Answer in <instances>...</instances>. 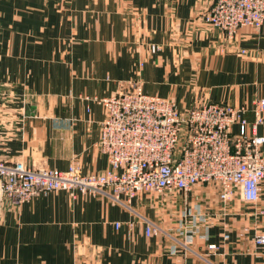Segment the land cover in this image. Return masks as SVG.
Wrapping results in <instances>:
<instances>
[{
	"label": "crops",
	"instance_id": "0c3cea01",
	"mask_svg": "<svg viewBox=\"0 0 264 264\" xmlns=\"http://www.w3.org/2000/svg\"><path fill=\"white\" fill-rule=\"evenodd\" d=\"M214 2L0 0V96L16 95L14 104L0 101V161L103 173L97 142L106 113L93 98L133 79L183 112L224 103L245 107L252 122L253 101L264 99V24L227 41L205 22ZM212 191L146 194L129 208L66 191L5 200L0 264H264V246L254 244L264 234V185L253 204L221 202ZM196 204L209 205L210 218L194 230L184 211Z\"/></svg>",
	"mask_w": 264,
	"mask_h": 264
},
{
	"label": "built area",
	"instance_id": "2783aa9c",
	"mask_svg": "<svg viewBox=\"0 0 264 264\" xmlns=\"http://www.w3.org/2000/svg\"><path fill=\"white\" fill-rule=\"evenodd\" d=\"M205 22L233 42L240 28L262 27L264 0H215ZM158 50L150 46L151 53ZM93 99L106 113L97 147L109 168L82 174L76 164L58 171L0 161V204L66 191L72 197H107L129 208L142 195L188 194L199 186L212 189L221 202L235 197L248 204L258 201L264 185V135L259 134L264 99L253 101L252 122L244 117L245 107L224 103L203 101L183 112L172 100L146 94L139 79ZM209 211V205L196 204L184 216H191L195 230L207 224ZM146 223V236L154 235L156 229ZM254 244L264 246V234Z\"/></svg>",
	"mask_w": 264,
	"mask_h": 264
},
{
	"label": "rangeland",
	"instance_id": "374dc122",
	"mask_svg": "<svg viewBox=\"0 0 264 264\" xmlns=\"http://www.w3.org/2000/svg\"><path fill=\"white\" fill-rule=\"evenodd\" d=\"M133 80H136V79H133ZM4 94V93H3ZM6 96H0V101L3 103V104H8V105H11V104H14V98H12V96H16L14 95V92L12 90H7V94H5ZM211 190V189H210ZM213 192V191H212Z\"/></svg>",
	"mask_w": 264,
	"mask_h": 264
}]
</instances>
